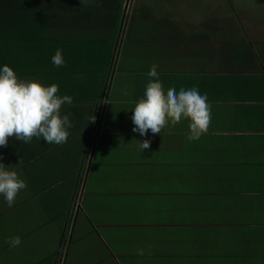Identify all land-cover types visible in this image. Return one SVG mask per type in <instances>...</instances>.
<instances>
[{
	"label": "crops",
	"instance_id": "crops-1",
	"mask_svg": "<svg viewBox=\"0 0 264 264\" xmlns=\"http://www.w3.org/2000/svg\"><path fill=\"white\" fill-rule=\"evenodd\" d=\"M118 1L92 0L86 9ZM182 6L190 10L177 0L146 5L161 26H175L156 27L157 34L125 56L129 35L121 38V29L116 67L107 77L102 57L111 30L87 28L89 13L78 14L75 28L73 19L56 28L48 46L63 50L65 64L38 80L73 98L61 109L73 126L61 145L11 137L0 147V162L27 184L11 207L0 195V264H264V62L256 69L207 70L201 57L208 36L188 32L196 31L192 22H177ZM125 22L126 11L122 28ZM210 40L211 47L219 39ZM247 40L257 59L249 64L257 63L253 44L264 37ZM84 53L100 56L91 65L77 59ZM153 64L165 91L196 87L207 94L211 124L199 140L187 139L186 119L157 135L133 132L135 103L157 79L147 75ZM100 86L104 92L95 98ZM144 139L151 146L141 152ZM15 236L22 243L12 248L7 241Z\"/></svg>",
	"mask_w": 264,
	"mask_h": 264
},
{
	"label": "clouds",
	"instance_id": "clouds-1",
	"mask_svg": "<svg viewBox=\"0 0 264 264\" xmlns=\"http://www.w3.org/2000/svg\"><path fill=\"white\" fill-rule=\"evenodd\" d=\"M51 59L56 67L64 66L63 50L57 48ZM157 67L153 64L147 73L149 77L157 79L147 83L143 96L133 108V132L147 136L150 130L157 135L169 123L175 126L186 119L189 121L187 139L199 140L211 124V104L207 94H200L196 87L180 88L179 91L170 87L165 91L158 79ZM58 93L59 86L55 83L46 86L37 79H20L7 64L0 68V147H6L11 137L26 143L34 137H42L49 144L66 143L70 135L68 130L73 125L70 114L62 115L61 109L65 103L71 104L73 98ZM90 121L94 122L95 116ZM150 146L151 141L144 139L140 141L139 150L144 152ZM26 188V181L17 171L0 162V195H3L9 207ZM7 243L15 248L22 241L15 236Z\"/></svg>",
	"mask_w": 264,
	"mask_h": 264
},
{
	"label": "trees",
	"instance_id": "trees-1",
	"mask_svg": "<svg viewBox=\"0 0 264 264\" xmlns=\"http://www.w3.org/2000/svg\"><path fill=\"white\" fill-rule=\"evenodd\" d=\"M78 1L81 0H0V68L5 64L9 65L16 72L18 78L23 80H38L39 78L44 79L45 76H49L50 67L54 65L51 58L55 52L50 50L48 42H54L56 28L59 29L60 26L69 24V20L71 19H73V28H75L77 22L80 25L78 14L89 13L91 20L87 19V21L84 22L87 28L91 27L103 32L107 31L106 33L111 30V39L108 44L109 49L105 57H101L103 58L102 67H104L102 72L105 74V77L112 74L111 72L116 67L118 48L121 43V41L118 40V35L122 29L121 26L125 14L124 3L126 0H119L116 7H92L90 10L86 8L92 5V0L91 3L88 4L84 2L78 4ZM144 14L145 17L147 15L152 23V19L154 18L153 10L147 8ZM135 15L136 14H134L133 19H135ZM162 26H164V24H162ZM174 26L175 25H171V28H169V26H164L162 27V31H172ZM176 32L182 36H185L187 33L181 31L177 25ZM194 35L208 36L202 40L206 42L205 44L208 49L202 51L203 56L201 57V59H206V61H202V63L205 64L207 70L210 69V67H212V69L213 67H223L224 64L227 65V60L236 61V59H240L243 63L257 61V59H254V52L250 51L247 40L243 41V39H240L241 41H239V39H235L234 36L229 38L226 37V34H222V36L215 37L219 40L214 41L213 46L210 47L213 43L212 40H210L213 38L211 36L213 33L209 32L208 35L194 33ZM149 38L150 37H147V35L143 33L135 38L128 36V40L125 41L124 50L126 46L129 47L128 51L131 50L130 48H134L130 47L131 43L134 46H143L145 41ZM185 38L191 43L196 42L194 36ZM102 41L103 36H98L96 42ZM238 47L239 50H236ZM236 52L238 55L235 56ZM124 53L128 52L124 51ZM92 56L96 58L100 55H89V53H84L82 55H77V59L80 60L81 63L87 61V63L92 65ZM189 57L192 60L196 58V56L191 55H189ZM258 58L257 63H259V61L264 62L260 57ZM100 65V62L95 63V66ZM103 83L105 84V82ZM101 88L102 86H100L97 91H94L95 94H97L95 98H99L98 96H101L100 93L104 92V89ZM94 108L98 107H92V112ZM93 116L92 113V117Z\"/></svg>",
	"mask_w": 264,
	"mask_h": 264
},
{
	"label": "rangeland",
	"instance_id": "rangeland-1",
	"mask_svg": "<svg viewBox=\"0 0 264 264\" xmlns=\"http://www.w3.org/2000/svg\"><path fill=\"white\" fill-rule=\"evenodd\" d=\"M138 2V3H137ZM157 0H126V22L122 28L121 38H126L128 34L132 38L139 37L140 34L152 37L153 34H157L156 27L162 30L161 24L157 23L154 18L152 23L149 18L145 17L144 11H146V5H154ZM177 5H185L186 7L195 9V13L191 17L190 10L184 11V7H178L176 12L177 22H192L196 26V31L207 34L213 33V37L222 36L226 34V37L239 36L243 41L247 40V37L260 38L264 37V0H177ZM203 9V10H202ZM204 11V15H202ZM220 12V15L219 13ZM135 15V19H133ZM163 14L158 15L159 20L163 18ZM235 20H234V18ZM156 22V24H155ZM163 24V23H162ZM130 27V28H129ZM189 27V26H186ZM181 31L186 32L184 29ZM248 41V40H247ZM258 43L253 44V51L257 56L264 61V41L255 40ZM254 41V42H255ZM137 51V46L130 45ZM128 46L125 50L128 52ZM126 53H123V56ZM242 62V61H241ZM224 68H231V70L245 69L248 67H258V63H240L239 65L233 64V61H226ZM102 124L98 126L101 128ZM93 136L96 135L95 131L92 132ZM128 204V201L126 202ZM123 264L125 261L123 260Z\"/></svg>",
	"mask_w": 264,
	"mask_h": 264
}]
</instances>
